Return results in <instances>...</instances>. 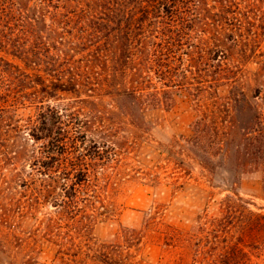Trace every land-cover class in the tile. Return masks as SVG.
Wrapping results in <instances>:
<instances>
[{
	"label": "rangeland",
	"instance_id": "rangeland-1",
	"mask_svg": "<svg viewBox=\"0 0 264 264\" xmlns=\"http://www.w3.org/2000/svg\"><path fill=\"white\" fill-rule=\"evenodd\" d=\"M80 161L91 179L63 204ZM256 215L264 0H0V264H61L86 242L128 264L233 247L264 264Z\"/></svg>",
	"mask_w": 264,
	"mask_h": 264
},
{
	"label": "trees",
	"instance_id": "trees-1",
	"mask_svg": "<svg viewBox=\"0 0 264 264\" xmlns=\"http://www.w3.org/2000/svg\"><path fill=\"white\" fill-rule=\"evenodd\" d=\"M153 7H156L155 4H152ZM118 24V22H117ZM124 24L119 22L118 27L114 29L113 33L111 35H116V38L118 39L117 41L120 42L123 45H126V43L130 46L131 43V30H128L129 28L127 26H125V28H123ZM118 33V34H116ZM121 35V36H120ZM168 65V64H167ZM87 72V71H86ZM88 73V72H87ZM90 86V84H87ZM126 92V91H125ZM235 99V98H234ZM229 113H230V117L233 116V109L229 108ZM231 131H226L224 134V137H226L224 140L222 139L219 142V149H220V154L224 159H227L231 156V151H232V146H231V141H233V137L230 135ZM232 135H235V133H233ZM229 137H231V139H229ZM212 142V141H211ZM99 147H103V146H99ZM237 150L236 148L234 149V151ZM238 151V150H237ZM200 162L204 165H207L208 167H210L212 173L215 172V168L213 166H211L208 161L210 160V158H207L206 156H199ZM88 164L80 161L79 163H72L69 164V167L72 169V172L69 171V177L71 178V185L73 187V194H68V198L63 199V204H67L69 203L71 200L69 198V195L71 197H75L77 195L78 196V192L80 191L79 189H82V187H84V185H86V183H88L90 181V176L88 175ZM37 170L39 172L42 171V168L40 167V165L36 166ZM209 169V168H208ZM41 170V171H40ZM73 173V174H71ZM234 183H236V180H234ZM58 204V203H57ZM260 216V217H259ZM263 216V215H262ZM261 215H256L251 217L250 220H253L254 222L250 223L249 225L251 226V228L256 227V229H262V227L264 226V221L260 220L262 219ZM260 218V219H259ZM264 220V218H263ZM247 228V227H246ZM246 228L243 227V230H245ZM254 230V229H252ZM87 251L85 252L84 255H81V252L83 251V248L80 252H75V253H70V252H66L63 249L60 250L61 254L58 256L61 259V264H86V262H84V257L86 256L88 259L92 260V262L94 264H128V262L126 260H124L122 257H115L112 254L111 251V247L108 244H104V243H97L94 242L92 243H85V247H88ZM240 249L233 247L232 251H227V255H220V259L218 260V258H214V260L210 259L207 262V264H239L240 260L238 258V253H239ZM232 252V253H231ZM68 253V254H67ZM231 253V254H230ZM68 255V256H67ZM71 255V257H70ZM45 264V263H44ZM50 264H56L55 262H52Z\"/></svg>",
	"mask_w": 264,
	"mask_h": 264
}]
</instances>
